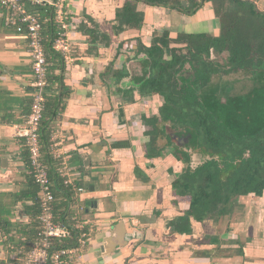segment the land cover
Here are the masks:
<instances>
[{
    "label": "crops",
    "instance_id": "obj_1",
    "mask_svg": "<svg viewBox=\"0 0 264 264\" xmlns=\"http://www.w3.org/2000/svg\"><path fill=\"white\" fill-rule=\"evenodd\" d=\"M55 1L69 24L65 34L73 62L60 63L48 54L50 27L45 21L47 75L57 80L51 92L46 89V97L58 98V110L51 115L46 103L43 129L49 132L50 145L55 138L60 156L56 162L66 166L74 186L87 190L78 197L85 210L78 216L89 223L90 235L77 264H264V195L241 198L230 216L216 222L191 221L189 234L171 231L170 223L188 209L186 200L172 192L184 165L174 150L169 125L157 122L154 133L152 123L159 118L163 99L140 90L148 66L141 49L163 35L170 48L184 47L175 44L181 35L217 38L220 21L213 4L205 2L189 15L138 0L134 11L142 21L135 27L117 18L127 0ZM243 1L264 13V0ZM39 8L29 10L44 18ZM5 17L4 12L0 18V264H26L30 237L36 232V210L32 201H15L27 190L30 176L23 141L12 128L22 125L29 112L33 76L27 40L6 24ZM53 174L50 168L56 191ZM61 195L56 196L55 209L64 203Z\"/></svg>",
    "mask_w": 264,
    "mask_h": 264
},
{
    "label": "trees",
    "instance_id": "obj_2",
    "mask_svg": "<svg viewBox=\"0 0 264 264\" xmlns=\"http://www.w3.org/2000/svg\"><path fill=\"white\" fill-rule=\"evenodd\" d=\"M137 1L127 0L118 12L117 18L121 24H131L135 27L140 25L141 16L134 11ZM144 1L150 5L178 9L189 15L199 10L205 2H211L220 21V35L217 38L208 35H181L175 44L184 47L170 48V40L163 35L151 47L141 49L149 62V76L141 84V93L158 95L164 101L159 118L154 119L152 123L155 136L158 133L157 122L169 125L176 132L186 130L194 134L197 147L213 155L204 157L199 160L198 165L193 166L188 153L190 147L188 149L174 147L184 168L173 181L172 192L176 197L186 200L188 209L170 223V229L177 234H189L191 221L216 222L230 216L241 198L248 195L256 197L264 195V127L251 134L237 135L231 132L219 121L215 113L207 109L199 94L213 75H226L238 71L248 74L264 70V13L259 12L253 3L243 0H185L187 6L181 5L184 0ZM39 10L44 17H40L42 20L52 14L46 7ZM48 23L50 40L47 52L53 54L58 62L63 63L60 56L51 49L58 29L53 22ZM44 52L47 60L45 48ZM166 55L170 56L168 60L165 59ZM211 55H227V58L220 64L210 60ZM185 66H188L192 73L188 81L183 80ZM47 81L51 92L50 88L57 80L50 79L47 75ZM57 99L56 96L46 97L44 118L40 126V142L43 163L48 166L49 177L51 179L50 168L54 169L53 177L58 183L56 184L58 192L54 190L55 201L58 193L62 194L64 201L60 208L54 207V220L72 228L76 212L71 210L70 206L73 203L75 186H64L58 176L60 164L49 154L50 136L48 130H44L47 126V122H44L46 103L49 110L51 108V115L55 116L58 110ZM53 162L57 164L55 168ZM15 201H32L36 210L34 216L36 232L34 231V235L32 233L33 236L30 237L28 250L30 251L37 235L39 213L38 186L31 176L27 190L19 193ZM2 214L0 211V215ZM3 223L7 228L10 227L8 220H4ZM77 234L73 232L71 238L53 241V249L75 247Z\"/></svg>",
    "mask_w": 264,
    "mask_h": 264
},
{
    "label": "built area",
    "instance_id": "obj_3",
    "mask_svg": "<svg viewBox=\"0 0 264 264\" xmlns=\"http://www.w3.org/2000/svg\"><path fill=\"white\" fill-rule=\"evenodd\" d=\"M46 7L51 10L48 19L42 20L37 13L31 12L29 7ZM6 13V24L15 28L17 34L24 35L27 40L30 56L33 85L31 104L22 125L14 126L13 134L21 139L28 157V174L38 186L39 213L37 216V235L30 251L26 256V264H77L82 259L83 252L88 246L90 230L89 223L80 219L78 214L84 213L78 197L87 192L86 189L75 186L71 208L76 211L74 224L67 227L54 220V186L49 177L48 166L43 163V152L40 142L41 123L44 118L46 89L48 87L46 60L43 47V24L51 21L58 31L52 41L51 49L60 56L64 64L73 62L71 58V44L65 32L69 29L62 6L55 0H0V18ZM55 138H52L49 154L54 160L60 158L56 150ZM64 186H74L72 176L63 163L57 170ZM77 232L76 246L72 248L53 249V241L71 238Z\"/></svg>",
    "mask_w": 264,
    "mask_h": 264
},
{
    "label": "rangeland",
    "instance_id": "obj_4",
    "mask_svg": "<svg viewBox=\"0 0 264 264\" xmlns=\"http://www.w3.org/2000/svg\"><path fill=\"white\" fill-rule=\"evenodd\" d=\"M216 60L221 62V58ZM213 82L214 86L210 87L213 91L215 88L216 93L207 94L210 95L207 104L224 126L237 135L251 134L264 127V70L252 77H215ZM167 129L176 148L186 145L191 148V155L204 157V151L196 146L193 133L186 130L175 132L169 126Z\"/></svg>",
    "mask_w": 264,
    "mask_h": 264
},
{
    "label": "flooded vegetation",
    "instance_id": "obj_5",
    "mask_svg": "<svg viewBox=\"0 0 264 264\" xmlns=\"http://www.w3.org/2000/svg\"><path fill=\"white\" fill-rule=\"evenodd\" d=\"M217 58H221V62H218L216 59ZM226 58H227V55H221V56H216V55H211V57H210V60H212L213 62H216V63H223L225 60H226ZM262 70H260V71H258V72H255V73H246V72H244V71H238V72H233V73H229V74H226V75H213L212 77H211V80H210V82L204 87V88H202L200 91H199V94H200V97H201V99H202V101H203V103L204 104H206V107H207V109H209V110H211L209 107H208V104H207V102L210 100V95L211 94H215L216 93V91H215V88H214V91L212 90L213 88L212 87H210V86H214V82H213V80L215 79V77H220V78H223V77H226V76H229V75H234L235 77H240L241 76V78H245V77H248V76H250V77H252V76H255V75H257L259 72H261ZM192 76V73H191V71L189 70V67L188 66H185V68H184V70H183V77H184V81H188L189 80V77H191ZM208 88V89H207ZM205 91V93L206 94H203V92ZM201 92H202V94H201ZM207 94H210L209 96L207 95ZM212 111V110H211ZM183 147H187V149H188V147L189 146H186V145H183L182 146V148ZM182 148H180V149H182ZM199 148V147H198ZM199 149H201V148H199ZM174 150H175V148H174ZM186 150V149H185ZM191 150V148H189L188 149V153L190 154V151ZM203 151H204V157H212L213 155L212 154H210V153H208V152H206L204 149H202ZM194 155H191L190 154V157H191V165H193V166H196V165H198L199 164V160H202V159H204V157H201V158H197V157H193ZM194 160H197V162H194Z\"/></svg>",
    "mask_w": 264,
    "mask_h": 264
},
{
    "label": "water",
    "instance_id": "obj_6",
    "mask_svg": "<svg viewBox=\"0 0 264 264\" xmlns=\"http://www.w3.org/2000/svg\"><path fill=\"white\" fill-rule=\"evenodd\" d=\"M182 6H186V3L185 2H182V4H181ZM148 61V60H147ZM149 76V62H148V66H147V77ZM146 77V78H147ZM145 78V79H146Z\"/></svg>",
    "mask_w": 264,
    "mask_h": 264
}]
</instances>
